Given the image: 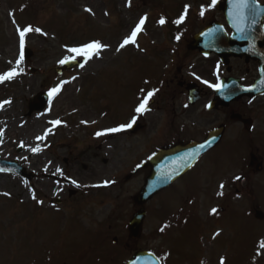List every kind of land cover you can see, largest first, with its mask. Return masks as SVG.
Returning <instances> with one entry per match:
<instances>
[{
  "label": "rangeland",
  "instance_id": "rangeland-1",
  "mask_svg": "<svg viewBox=\"0 0 264 264\" xmlns=\"http://www.w3.org/2000/svg\"><path fill=\"white\" fill-rule=\"evenodd\" d=\"M171 8L175 11H170ZM193 8L202 11L193 0H0V75L16 67L20 54L18 28L31 26L43 33L32 31L25 35V47L34 54L31 62L37 73L27 69L23 82L27 102L17 98L6 108L12 110L9 117L13 119L19 112L27 113V105L50 82L51 88L60 85L61 89H66L63 95L68 101L78 99L84 86L90 88L92 94L98 93L102 82L99 79L104 73L108 104L117 114H125L132 101L128 64L132 62L133 44L117 51L119 45L142 17L146 20L140 43L145 46L160 35L162 16L180 13L189 17ZM92 41L107 46L99 58L94 57L84 69H73L64 76L55 74L54 68L61 65L59 61L70 55L66 51L68 47ZM137 55L143 58L142 53ZM76 78L81 81L73 85ZM121 78L123 83L118 84ZM13 92L7 85L0 86V102L7 98L5 94ZM253 107L258 112L254 113L256 122L250 135L253 147L218 150L219 155H226L214 163L218 171L216 169L212 184L201 177L197 178V185L196 182L184 189L180 181L155 198L145 208L147 217L138 240L129 238L128 224L137 211L134 198L141 178L127 180L133 170L135 154L124 141L110 136L112 133L106 132L109 141L103 144L100 158L89 166L88 173L77 175L82 167H73L76 173L72 179L83 191H89L87 198L82 195L86 200L84 204L49 207L48 200L42 204V213L37 212L38 181L27 183L14 175L0 174V264H124L139 250L154 252L162 264H220L222 259L224 264H264V248L260 247L264 242V101L254 103ZM54 109L52 102L47 110ZM3 115L2 111L0 129ZM59 115L64 117L56 116L61 121L67 120L69 114ZM36 117V114L27 117L25 128L21 130L25 137L19 144L13 141L14 136H19L14 135L15 130L10 129L7 135L12 142L10 157L28 160L26 168L32 172H36L32 149L37 147L43 126L51 124L46 117L40 120ZM73 124L76 125L75 120ZM107 127L112 128V125ZM55 129L46 130L48 139L49 131ZM57 131L68 137L67 130ZM238 131L237 126L233 127V138ZM53 135L56 136L54 141L60 137L57 133ZM17 145L24 148L21 155L15 153ZM2 155L5 156L1 151ZM252 155L255 156L252 158ZM210 160L199 165L202 171L198 174L212 171ZM251 161L254 165H250ZM258 165L261 171L257 170ZM62 167L54 168L55 176L58 175L56 169ZM236 177H245L246 181ZM105 181L109 183L105 185ZM60 183L61 180L42 181L49 199L53 188L60 187ZM64 189L66 196L67 186L64 185ZM198 190L202 192L199 197ZM212 209L217 212L213 214ZM257 212L263 214L262 220L255 219ZM113 239H117L116 244Z\"/></svg>",
  "mask_w": 264,
  "mask_h": 264
},
{
  "label": "flooded vegetation",
  "instance_id": "flooded-vegetation-1",
  "mask_svg": "<svg viewBox=\"0 0 264 264\" xmlns=\"http://www.w3.org/2000/svg\"><path fill=\"white\" fill-rule=\"evenodd\" d=\"M193 1L201 7L204 12L203 16L198 10L195 15L185 18L178 25L174 23L180 18L177 13H171L170 17L165 14L162 16L165 23L162 25V30L159 31L160 35L151 41V45H141L140 39H137L136 44L133 45L130 53L132 62L130 61L128 64L131 67L129 79L132 82V86L128 89L132 101L125 114H117V111L108 104L105 95L104 73L103 78L100 79L102 82L99 85L98 93L92 94L90 88L87 89L84 86L82 93H78L79 98L71 101L64 99L62 93L53 101L55 109L48 110L37 119L46 117L50 122L59 120L56 116L63 117L59 114L64 112L69 114L68 119H62L57 128L59 131L67 130L68 137L62 136L64 132L52 130L49 132L51 135L48 139L45 132L51 128L50 124L43 126V130L40 131L42 139L37 141L36 148L39 150L35 152L34 161L35 179L40 185L37 194L40 202L50 200L49 207L50 203L55 206H65L68 203L77 202L84 204L86 200L83 196L87 198L89 191H83L77 183L74 185L67 182L74 181L72 177L76 171L73 170V167H82L77 175L78 173H88L89 166L92 163L95 164L100 158V153L105 147L103 144L109 141L105 134L97 137L96 132H105L108 124H111L112 127L126 124L134 115L137 116V121L131 129L112 133L113 135L110 136L116 140L124 141V145H128L135 154L133 170L127 176V180L136 181L141 178L137 193L140 192L152 171V168L146 166V163L162 150L202 143L211 133L220 132L218 143L176 182L181 181L186 189L192 187L196 182L197 185L198 181L196 180L201 177H205L204 180L212 184L216 170L213 165L211 166L212 171L208 174H198L202 171L199 169V165L206 157L210 158L211 164H213L219 156L218 150L253 147L250 135L256 122L254 113H258L253 109V105L264 101V36H262V30L257 26L254 30L256 37L254 39L246 38L243 46L246 54L241 57L219 54L209 46L192 49L190 45L193 38L214 23L222 26L228 38L234 33L233 27L227 24L224 15L218 10L220 0H217L215 5L212 4V0ZM256 1L264 5V0ZM218 25H214L213 35H217L219 32ZM262 25L264 27V20ZM250 27H252L251 24L246 23L245 31L248 35L253 33ZM225 47L228 50L233 49V44ZM225 47L224 50H226ZM215 48L218 49L219 46L215 45ZM209 50L212 52L204 54V51ZM258 51L262 52L260 58L256 54ZM138 53H142L143 58L138 56ZM17 79L18 81L12 84L7 82V89L14 91L12 94H5L7 97L5 100L11 102L10 106L17 98L20 102H27L26 84L23 83L25 77ZM122 80L123 78L118 81V84H122ZM80 81L81 78H76L72 83L76 85ZM85 81H89V79H85ZM208 84H218L220 90L209 87ZM243 89L249 90L250 95L254 96L235 98L238 96V92ZM148 92H154V95L149 99L148 110L143 114L135 113V107L146 97ZM219 100L232 102L227 106H215ZM29 106L28 104L27 110ZM11 111L6 108L3 110L2 128L0 129L3 131V136L0 137V152L2 151L5 156L1 157L25 165L28 160L10 157L12 142L7 135L8 131L13 129L16 131L14 135L19 134V136L13 137V141L20 143L24 140L25 134L23 135L21 130L25 128L27 113L19 112L16 117L11 119L9 117ZM73 120L76 125L73 124ZM82 121L86 123H82ZM235 126L239 128V131L233 138L231 131ZM54 133L60 135L56 141H54L56 137L53 135ZM16 148V154L23 153V149L20 150L19 145ZM103 162L106 163L105 159ZM59 165L63 167L57 171L58 175L55 176L54 168ZM43 180L62 181L60 187L53 188L50 199L46 195L48 190L42 186ZM64 185L73 187V189L67 187L66 196H64ZM170 188L159 192L155 197L162 196L167 190L170 191ZM199 192L202 193L198 190V194Z\"/></svg>",
  "mask_w": 264,
  "mask_h": 264
},
{
  "label": "water",
  "instance_id": "water-1",
  "mask_svg": "<svg viewBox=\"0 0 264 264\" xmlns=\"http://www.w3.org/2000/svg\"><path fill=\"white\" fill-rule=\"evenodd\" d=\"M219 9L224 11L229 21L233 20V17H230L229 13L233 11L232 4L230 0H226L224 5H220ZM260 13V12H259ZM259 16V15H258ZM264 16V13L262 17ZM260 18V21L262 20ZM259 22V21H258ZM206 31L204 34L197 36L194 39V43L192 44V48H197L201 45L206 46H214L216 41H214L215 37H212V34ZM220 36V34H219ZM219 36L218 39H219ZM216 37V38H217ZM203 40V42H202ZM244 39L239 37V34L233 37L232 41L234 45H236L234 49V53L231 51L226 52L225 54H234L241 55L240 48ZM231 44V43H230ZM31 56L30 52L26 53V59H29ZM68 67H71V62L66 63ZM40 103L36 105L35 109H42L43 105L46 103L47 98L42 96L39 98ZM218 104L227 105V102L219 101ZM217 134H213V139L209 138L203 144H192L188 146H182L175 148L170 151H162L158 153L148 164L152 166L153 171L151 175L147 178L146 183L140 192V194L136 197V203L139 205H143L146 203L153 195H155L158 191L167 188L170 186L175 180H177L181 175L187 172L198 160V158L207 152L218 140ZM191 154V155H190ZM0 169H4L2 172L17 174L26 178L27 180H31L33 175H27L26 171L18 166L17 163L4 162L0 160ZM144 211H139L131 220L129 231L130 237L133 239H137L140 237L142 232V223L144 219ZM258 218H261L262 215L258 214ZM128 264H160L159 260L149 252H137L134 254L133 258Z\"/></svg>",
  "mask_w": 264,
  "mask_h": 264
},
{
  "label": "snow or ice",
  "instance_id": "snow-or-ice-1",
  "mask_svg": "<svg viewBox=\"0 0 264 264\" xmlns=\"http://www.w3.org/2000/svg\"><path fill=\"white\" fill-rule=\"evenodd\" d=\"M217 0H212V4L215 5ZM230 3L232 4V9L233 11L229 13L230 17H233L235 23L233 24V27L237 29L238 32H243L245 30L246 22L249 19V17H252L253 22L255 21V17L259 14L261 11V6L258 3H255V0H230ZM254 5V6H253ZM86 11L91 12V9H86ZM187 12V6L185 7V13ZM201 16L204 15V12L201 11L200 13ZM185 19L184 15H181L180 18L174 23L180 24L183 22ZM146 17H142L135 28L131 31V33L123 40V42L119 45V48L117 51L120 49H123L126 45L129 44H135L136 43V37L138 33H140L143 29V25L145 24ZM161 25L165 23V20L161 18L159 21ZM19 33V49H20V54H19V59L16 61V67L12 68L11 70L5 72L4 74L0 75V83L4 81H10L13 79L17 74H18V69L19 65L23 62L24 60V48H25V35L29 32L35 31L36 33H41V29L35 28L33 29L31 26L25 27L23 29H17ZM43 34V33H41ZM179 39V37H177ZM107 46L103 45L99 41H92L86 44H83L78 47H68L66 51L70 54L68 56H65L63 59L59 61L61 65L69 63L73 60H75L77 57H83L85 62L88 60H91L93 57L99 58L100 53L102 50H104ZM80 67L83 68L84 64L81 63ZM207 83V82H205ZM209 87H213L216 90H220V85H212L208 84ZM61 91V86L58 85L54 88L51 89V91L48 93L49 97H53L56 94H58ZM154 95V92H148L146 97L138 104V106L135 107L134 111L137 114H143L145 111L148 110L147 105L149 102V99ZM10 103V101H4L3 103H0V107H3V104ZM137 121V116H132L130 121L126 124H120L117 127H112L107 129L105 132H96V136L100 137L104 134L107 133H119L121 131H124L126 129H131ZM51 124L53 125H59L61 121L59 120H53L50 121ZM82 123H86L82 121ZM42 139V138H38ZM38 148H33L32 151L36 152L38 151ZM191 155V154H190ZM0 171H4V169H0ZM57 171H60L57 169ZM236 179H240V177H236ZM75 183V181H73ZM109 182L105 181V185H107ZM224 185H221V188H223ZM3 195L7 196L10 195L9 193H4ZM217 212V209H212V213L215 214ZM164 229L162 228L161 231ZM261 248H264V242H261L260 244ZM220 264H224V260L222 259Z\"/></svg>",
  "mask_w": 264,
  "mask_h": 264
}]
</instances>
